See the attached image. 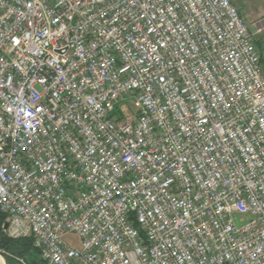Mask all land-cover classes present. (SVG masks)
<instances>
[{
    "label": "built area",
    "instance_id": "1",
    "mask_svg": "<svg viewBox=\"0 0 264 264\" xmlns=\"http://www.w3.org/2000/svg\"><path fill=\"white\" fill-rule=\"evenodd\" d=\"M0 209L48 264H264L237 0H0Z\"/></svg>",
    "mask_w": 264,
    "mask_h": 264
},
{
    "label": "trees",
    "instance_id": "2",
    "mask_svg": "<svg viewBox=\"0 0 264 264\" xmlns=\"http://www.w3.org/2000/svg\"><path fill=\"white\" fill-rule=\"evenodd\" d=\"M6 214L0 209V250L3 251L7 264H22L23 259L28 264H48L36 247L31 235L12 237L6 230Z\"/></svg>",
    "mask_w": 264,
    "mask_h": 264
},
{
    "label": "rangeland",
    "instance_id": "3",
    "mask_svg": "<svg viewBox=\"0 0 264 264\" xmlns=\"http://www.w3.org/2000/svg\"><path fill=\"white\" fill-rule=\"evenodd\" d=\"M249 1H250L249 3H257L258 0H249ZM237 3H238V6H240V11H241L243 4L240 0H238ZM250 6L251 7H250L249 14H248L249 19H247L246 16H244V18L251 29L255 28L256 30H260V32L255 35V38H256L258 49L262 57H264V11L261 12L260 10H257L256 7H253V5H250ZM262 68L264 70V62H263ZM246 218L245 217L239 218L238 223L240 224L243 223V221L246 220ZM66 240L77 246L80 243L79 237L76 234L68 235L66 237ZM0 252H3V251L0 250ZM20 261L22 262V264H28L23 259H20Z\"/></svg>",
    "mask_w": 264,
    "mask_h": 264
},
{
    "label": "crops",
    "instance_id": "4",
    "mask_svg": "<svg viewBox=\"0 0 264 264\" xmlns=\"http://www.w3.org/2000/svg\"><path fill=\"white\" fill-rule=\"evenodd\" d=\"M242 2V10L240 11L242 16H246L247 19H249V11H250V5H253V7H256L257 10H260L261 12L264 11V0H258L257 3H249V0H240ZM238 2V0H237ZM238 4V3H237ZM240 8V6H239ZM245 19V18H244ZM246 21V20H245ZM252 31L254 32V34H258L260 32V30H256L255 28H252ZM264 62V57H262L261 55V65H263ZM262 72L264 74V70L262 68Z\"/></svg>",
    "mask_w": 264,
    "mask_h": 264
},
{
    "label": "water",
    "instance_id": "5",
    "mask_svg": "<svg viewBox=\"0 0 264 264\" xmlns=\"http://www.w3.org/2000/svg\"><path fill=\"white\" fill-rule=\"evenodd\" d=\"M7 229H8V223H5V224H4V230H7ZM0 255H2V256H3V258H4V261H5V264H7V259L5 258L4 254H3V252H0Z\"/></svg>",
    "mask_w": 264,
    "mask_h": 264
},
{
    "label": "bare ground",
    "instance_id": "6",
    "mask_svg": "<svg viewBox=\"0 0 264 264\" xmlns=\"http://www.w3.org/2000/svg\"><path fill=\"white\" fill-rule=\"evenodd\" d=\"M0 264H5V261L2 255H0Z\"/></svg>",
    "mask_w": 264,
    "mask_h": 264
}]
</instances>
